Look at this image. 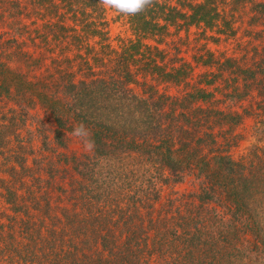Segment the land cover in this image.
Segmentation results:
<instances>
[{"label":"trees","instance_id":"1","mask_svg":"<svg viewBox=\"0 0 264 264\" xmlns=\"http://www.w3.org/2000/svg\"><path fill=\"white\" fill-rule=\"evenodd\" d=\"M191 28L242 32L240 53L183 55ZM263 36L264 0H0V264H264ZM246 116L233 158L217 139ZM80 123L91 151L69 142Z\"/></svg>","mask_w":264,"mask_h":264},{"label":"rangeland","instance_id":"2","mask_svg":"<svg viewBox=\"0 0 264 264\" xmlns=\"http://www.w3.org/2000/svg\"><path fill=\"white\" fill-rule=\"evenodd\" d=\"M223 14L225 15L226 19H228V9H227V5L225 6V8H223ZM112 13L109 12V17H111ZM232 19V24L231 27H243V23H245L246 20V16L241 13L237 16L236 13H233L231 16ZM109 35L110 38H114L115 35H120V36H126L127 35V31L125 30V25L119 21V22H112L110 23L109 26ZM194 30V34L198 35V38H194L191 36V39H189L190 44L192 45V48L189 49V47H186L183 51V55H197V53L199 51H196V48L201 46L202 43L208 45V41L211 40L212 42H214V44L209 43V47L211 48V50H213L214 55H223V56H229V55H233L234 53H240L239 49L240 46H237L239 43H242V40L239 39L240 37V33L242 36V32L240 31H235L236 34L233 35V37L228 38V31L225 33H218V32H214L212 30H205L202 31V29H195V28H191L190 30ZM253 31V30H252ZM250 36L248 35L247 38H249ZM264 37V36H263ZM177 38V37H176ZM175 38V39H176ZM241 38V37H240ZM215 39V40H213ZM178 43V41H176ZM180 42L182 44V46H187L189 43L187 41V39H184L182 36H180ZM172 46V43L170 44V48ZM181 46V47H182ZM22 49L24 50H28L29 52L32 53V55H37V50L39 48V43H38V37L36 36L34 38V41H30V40H26L25 44L22 45ZM204 47L206 48V46L204 45ZM199 49V48H198ZM202 52V51H200ZM188 56V57H189ZM198 72H200V69H197ZM32 73V72H31ZM197 73V72H196ZM191 83H193V79L190 80ZM216 83H219L220 85L222 83H220V81H216ZM180 88H178L179 91ZM172 92L177 93L178 91L173 88L171 89ZM255 101V97H247V100H242L238 103L237 107L240 108L241 106H247L250 104H253V102ZM221 107H223L224 109L228 108V105H222ZM253 124V117L252 116H246L243 117L241 123L239 125H237L234 129L232 133H236L237 139L236 142L234 144L230 143V140L228 144H222V140L221 137L218 136L217 142H220L221 144L218 145L220 147H226L227 148V153L233 157V158H238L241 155H243L246 151V148L255 142L254 137L252 135L251 132V125ZM223 131V130H222ZM219 135H223V134H219ZM69 142L71 144V146L73 148H76L78 150L81 151H85L84 147H83V142L78 139L77 137L71 135L69 137ZM264 143V140L258 142V145H261V143ZM222 145V146H221ZM187 182H183L177 186H175L174 188L176 190H178V192H186V191H190L192 189H194L196 187V185L194 184V182L191 180V178L186 179ZM168 191V188L166 186L162 187V192L165 195ZM5 207V205L0 201V209H3Z\"/></svg>","mask_w":264,"mask_h":264},{"label":"clouds","instance_id":"3","mask_svg":"<svg viewBox=\"0 0 264 264\" xmlns=\"http://www.w3.org/2000/svg\"><path fill=\"white\" fill-rule=\"evenodd\" d=\"M99 3L106 9L135 16L150 8L154 4V0H99ZM72 135L82 140L85 151L94 149L95 142L91 139V133L83 123L74 127Z\"/></svg>","mask_w":264,"mask_h":264}]
</instances>
